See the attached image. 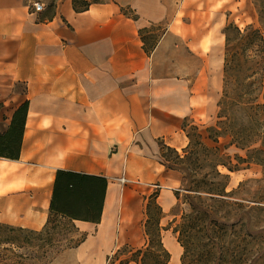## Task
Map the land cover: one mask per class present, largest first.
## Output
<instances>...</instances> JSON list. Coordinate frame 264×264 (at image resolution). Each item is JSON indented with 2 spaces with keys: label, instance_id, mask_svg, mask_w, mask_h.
Here are the masks:
<instances>
[{
  "label": "crops",
  "instance_id": "crops-1",
  "mask_svg": "<svg viewBox=\"0 0 264 264\" xmlns=\"http://www.w3.org/2000/svg\"><path fill=\"white\" fill-rule=\"evenodd\" d=\"M36 1L0 0V132L29 102L20 158H0V222L42 230L58 170L109 180L122 159L128 168L147 171L143 183H153L154 176L165 181L172 194L160 191L165 213L183 176L161 164L158 143L184 148L189 143L184 120L212 118L219 98L213 77L220 74L222 21L208 8L192 7L195 0H111L81 12L65 0L50 14L34 12ZM229 1L209 0L207 6L224 7ZM163 25L164 32L147 48L143 36ZM180 47L188 66L175 57ZM131 192H125L128 201L122 199L120 213V226H127L131 238L121 232L120 238L140 246L146 243L144 225L140 232L135 225L143 221L145 208L139 213L137 203L142 209L151 190L136 200ZM162 197L169 201L161 203ZM76 224L81 230V225H95ZM88 237L76 252L79 260Z\"/></svg>",
  "mask_w": 264,
  "mask_h": 264
},
{
  "label": "trees",
  "instance_id": "trees-1",
  "mask_svg": "<svg viewBox=\"0 0 264 264\" xmlns=\"http://www.w3.org/2000/svg\"><path fill=\"white\" fill-rule=\"evenodd\" d=\"M104 3L72 1L77 12ZM253 4L260 27L249 24L241 29L228 22L223 29L224 87L206 136L196 125L189 130L186 118L183 130L189 143L182 153L159 140L161 164L183 176L181 189L175 191L177 200L183 193L188 205L175 230L183 248L182 264H264V178L243 181L229 191L230 174L219 169L234 173L260 166L264 174V0H253ZM122 10L133 16L127 8ZM143 41L148 45L144 36ZM28 110L29 102H25L13 114L8 130L0 132V158H20ZM222 138L228 139L225 149L235 148L243 154L224 153ZM108 187L109 180L103 175L58 170L42 230L0 222V264H58L77 252L88 234L76 222H101ZM159 194L145 198L144 246L123 247L109 264H116L122 256L126 258L118 264L171 262L172 254L163 241L166 229L161 224L164 211ZM74 263L80 264L77 258Z\"/></svg>",
  "mask_w": 264,
  "mask_h": 264
},
{
  "label": "rangeland",
  "instance_id": "rangeland-1",
  "mask_svg": "<svg viewBox=\"0 0 264 264\" xmlns=\"http://www.w3.org/2000/svg\"><path fill=\"white\" fill-rule=\"evenodd\" d=\"M46 7V14L53 13L56 8L65 0H41ZM73 1V0H71ZM80 2H83L84 0H78ZM94 0H89V2H93ZM107 1L108 0H104ZM209 0H195L192 5V7H195V4L197 6H203L204 8H208V10H211L213 13H215V17L218 18V20L221 22L222 21V28L221 31H218V35H220L223 39V44H222V50H221V66H220V74L215 73L213 77V85L217 89L219 98L215 102L214 105V112L212 114V118L209 119L205 123H196L192 120H188V129L190 130L194 125L198 126L201 130L202 133L206 136V127L209 126L211 123L214 122L216 113H217V103L219 99L222 96L223 93V87H224V63H225V35L223 34V29L226 26V24L229 23H234L237 26H239L241 29H244L247 25L253 24L255 27H260V22H259V16L257 9L255 8L253 4V0H232L229 1L228 4H225L224 7L219 6V2H212L210 3L211 7L207 6V2ZM218 4V5H217ZM129 10V8H127ZM199 10H202V8H197ZM190 10V9H187ZM213 15V17H214ZM214 18H212L213 20ZM215 20V19H214ZM217 22V21H216ZM221 24V23H220ZM219 25L217 23L216 27ZM166 25H163L160 27V31H157L158 29L156 27L151 28L150 30H154V34H147L148 38V48H152L153 44H155L157 38L164 32ZM163 29V30H162ZM149 30V31H150ZM148 32V31H147ZM217 42V39L215 40ZM170 53H167V60L165 61L164 64V72L167 74L169 72L168 67L170 63ZM176 59H180L183 64L186 66L189 65V59L188 54L186 53L185 49L183 47H180L177 49V52L175 54ZM192 69H191V75L193 76L194 74V64L191 62ZM201 62H198V69H200ZM217 64H215L216 66ZM177 67V66H176ZM219 70V68H218ZM178 73V71H176ZM206 142L209 144L210 142L206 140ZM228 142V139L222 138L220 141V148L221 150L228 154L232 155L234 157V154L236 153H241L237 151L235 148H226V143ZM159 144V143H158ZM185 148V147H184ZM183 147H179V152L182 153V150L184 149ZM150 154H153L154 157L156 156L155 153L152 151H149ZM159 157V160L161 162V157H160V152L156 153ZM243 154V153H241ZM153 160H156L153 158ZM228 161V160H227ZM236 162V161H234ZM228 170L225 168L224 173H228ZM239 175H241L240 180H236L233 175L230 173V185L228 187V190L231 191L233 188L237 187L241 182L249 180V179H254V180H262L264 178L263 174V168L260 166H253L251 169L247 170H242L238 172H234ZM123 174L127 177L129 180L126 185L122 184L118 179L123 176ZM145 174H147L146 170L140 169V168H128L126 166L125 159H122L121 161V166L117 169H115L114 173L109 176V183L114 185L113 191L115 192V199H114V205L112 212H109V215L107 217V223L106 225H103L102 219L101 222L95 225L87 226V225H81L82 231L89 233L90 236L88 237V242L84 245L83 250V256L80 257L82 260L78 259V256L76 252H72L66 257H63L60 259V262L58 264H77L74 263L75 259L77 258L80 264H109L110 258L113 257L120 249L123 247H130L132 249H139L142 248L145 244V242H142L140 246L133 244L131 239L127 241L126 243H123V240L120 238V223H121V208H122V199H123V191L129 192L130 190L133 193V197L135 200L137 199L138 195H141V192L145 190H151V193L155 192H160L161 190L164 191V193H170V190L166 188V183L165 181L160 182L159 180H156V176L154 178L152 177L151 180H153V183L151 184H146L143 183V177H145ZM162 185V186H161ZM182 187V184L177 188V190H180ZM176 189L173 190L175 194ZM149 194V195H150ZM147 195V196H149ZM145 196V198L147 197ZM165 198H161V203L164 201L168 202L169 200H164ZM144 205H145V199L143 203V208H140V203L138 206V212L140 213V210L144 212ZM167 210L164 213V218L161 221V224L163 227H165V231L163 232V241L165 246L168 248V250L172 254V259L169 264H182L181 262V257L183 254V248L181 244L178 242V233H176V228L177 226L181 223L182 221V215L184 212L188 210V205L184 203L183 201V193L180 195V200L173 198V204L169 205V207L166 208ZM145 214V212H144ZM144 219L137 221L135 228L138 232L139 227L141 228L142 225L141 223H145L146 220V215H144ZM128 238H131L128 236ZM127 238V240H128ZM146 240V236H145ZM93 251L94 253L90 255V251ZM126 256H122L120 260L125 259ZM118 260L116 264L120 262ZM134 264V263H133Z\"/></svg>",
  "mask_w": 264,
  "mask_h": 264
},
{
  "label": "bare ground",
  "instance_id": "bare-ground-1",
  "mask_svg": "<svg viewBox=\"0 0 264 264\" xmlns=\"http://www.w3.org/2000/svg\"><path fill=\"white\" fill-rule=\"evenodd\" d=\"M219 169L224 172V169L223 167H219ZM228 172V171H227ZM230 173L231 175H233V177H235L236 180H240L241 179V175L237 174V173H231V172H228ZM114 189V185L113 184H110L109 185V194L107 196V199H106V203H105V209H104V212H103V216H102V222H103V225H106L107 223V217L109 215V212L113 209V205H114V199H115V192L113 191ZM126 191H123V203H126L128 201V195L125 193ZM127 217V213L123 212V219L125 220ZM127 226L124 224L122 226H120V232L122 234V236L127 240Z\"/></svg>",
  "mask_w": 264,
  "mask_h": 264
},
{
  "label": "built area",
  "instance_id": "built-area-1",
  "mask_svg": "<svg viewBox=\"0 0 264 264\" xmlns=\"http://www.w3.org/2000/svg\"><path fill=\"white\" fill-rule=\"evenodd\" d=\"M31 8L33 9L34 12L37 13H42L46 9L45 4L41 0L33 2ZM118 180L124 185H126L127 182L129 181L124 174Z\"/></svg>",
  "mask_w": 264,
  "mask_h": 264
}]
</instances>
